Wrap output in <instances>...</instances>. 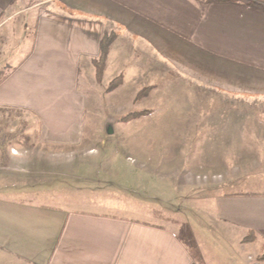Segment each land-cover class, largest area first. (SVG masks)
<instances>
[{
	"label": "crops",
	"instance_id": "crops-1",
	"mask_svg": "<svg viewBox=\"0 0 264 264\" xmlns=\"http://www.w3.org/2000/svg\"><path fill=\"white\" fill-rule=\"evenodd\" d=\"M28 13H32L31 39ZM0 30L4 33L0 53L14 34L19 52L0 78V111L18 110L32 119L34 142L50 149V157L94 152L85 147L87 99L79 90V77L82 67L94 72L93 61L100 57L102 40L110 30L119 38L122 85L131 79L130 73L134 80L157 76L164 63L169 73L187 77L191 86L197 83L196 91L212 90L228 106L227 119L215 113L212 121L204 122L223 127L215 134L226 139L233 159L217 189L238 182L239 170L264 163V5L217 0H37L24 7L23 0H0ZM114 52L108 51L106 65ZM125 70L129 74H122ZM148 87L144 98L157 93L155 85ZM6 144L0 138V264H264L258 260L264 253V194L212 197L211 212L205 215L202 207L198 219H192L214 223V244L218 238L226 239L219 263L201 249L198 236L189 234L188 228L182 232L137 219L11 198L4 191L22 188L21 183L37 180L48 170L29 167L25 162L31 160V151ZM39 153L47 152L36 151V157ZM199 199L193 200L197 207L202 206L196 202ZM250 234L254 241L246 243ZM182 235L190 236L196 254Z\"/></svg>",
	"mask_w": 264,
	"mask_h": 264
},
{
	"label": "rangeland",
	"instance_id": "rangeland-1",
	"mask_svg": "<svg viewBox=\"0 0 264 264\" xmlns=\"http://www.w3.org/2000/svg\"><path fill=\"white\" fill-rule=\"evenodd\" d=\"M36 2L23 0V6L30 7ZM27 17L31 39L32 13ZM3 35L0 30L1 42ZM12 37L0 53V78L18 57L16 35ZM105 38L110 42L109 50L113 48L115 52L105 66L101 82L96 81L95 69L89 73L82 67L79 77V90L87 99L85 147L94 152L83 155L78 150L50 157V149L39 148L34 142L36 125L32 119L22 111L2 110L0 138L6 139L7 146L31 151V160L26 165L48 170L45 173L34 170L35 174L41 173V178L30 179L26 184L21 183L22 188L4 194L66 211L137 219L182 232L188 228L189 234L198 236L201 249L220 263L223 258L220 250L226 246V239L218 238L214 244L212 236L217 230L214 223H197L192 219H198L202 207L205 215L211 212L212 197L264 194V163L250 170H239L238 182L217 189L216 185L223 184L227 178L224 171L233 166V159L225 147L226 139L215 134V130L223 127L204 122L212 121L215 113L227 119L228 106L224 107L212 90L196 91L197 83L191 86L187 77L174 71L169 73L164 63L157 76L134 80L130 73L126 85L120 83L110 90L111 82L119 77L118 67L124 63L117 61L119 38L110 30ZM124 55L127 56L125 52ZM122 74L129 73L125 70ZM149 84L156 86L155 96L137 100L138 89ZM144 111L150 114L130 122L121 121L129 114ZM41 149L46 155L39 153L36 157V151ZM195 199L202 206L194 205ZM184 242L196 254L190 236L184 237Z\"/></svg>",
	"mask_w": 264,
	"mask_h": 264
},
{
	"label": "trees",
	"instance_id": "trees-1",
	"mask_svg": "<svg viewBox=\"0 0 264 264\" xmlns=\"http://www.w3.org/2000/svg\"><path fill=\"white\" fill-rule=\"evenodd\" d=\"M217 1H221V2H241L244 4H248L250 6H256L258 3L264 5V0H217ZM110 42L104 37V39L102 40L101 43V54L100 57L98 58V60L93 61V66L95 69V78L97 82H101L102 77H103V73L105 70V66H106V59H107V55H108V51L110 48ZM122 82L121 77H118L116 79H114L111 84L109 85V89L113 90L116 88V86H118L120 83ZM150 92V88H145L142 91H140L137 95V100H141L142 98L146 97ZM150 114V112H139V113H132L127 115L126 117L122 118L121 121L122 122H130L134 119L140 118L142 116H146ZM254 235H248L244 241L247 242H253L254 241ZM259 260L264 261V253L263 255L259 258Z\"/></svg>",
	"mask_w": 264,
	"mask_h": 264
}]
</instances>
